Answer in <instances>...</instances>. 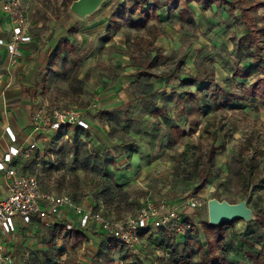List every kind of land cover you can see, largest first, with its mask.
Returning a JSON list of instances; mask_svg holds the SVG:
<instances>
[{"label":"rangeland","instance_id":"obj_1","mask_svg":"<svg viewBox=\"0 0 264 264\" xmlns=\"http://www.w3.org/2000/svg\"><path fill=\"white\" fill-rule=\"evenodd\" d=\"M132 1L105 0L92 15L81 17L71 10V0H21L36 37L22 44L15 63L9 57L15 81L5 85L3 74L9 71H1L0 100L9 103L0 104V114L7 122L21 124L19 134L27 138L25 128L30 131L38 124L37 111L41 110L42 122L54 109L81 112L88 128L66 124L55 130L42 125L45 128L38 130L40 135L32 137L38 148L28 150L21 145L22 153L17 157L20 171L38 176L48 191L71 193L83 207L105 210L118 219L136 217L147 203L156 204L160 198L179 204L185 198L199 197L203 204L194 210L185 208L184 214L196 222L204 243L210 197L234 202L248 197L250 206L264 215V94H246L248 86L264 73V39L261 37L260 51L253 47V56L246 50L239 54L234 40L248 28L240 21V9L232 11L226 4L203 10L193 2L189 22L174 12L168 19L163 15V20H150L143 29L130 27L126 17L114 23L113 13ZM252 12L261 26L264 7ZM1 14L11 22L4 29L9 38L12 19ZM152 46L162 48L152 70L165 75L146 80L158 90L153 98H134V72L156 55ZM192 76L202 80L182 84L184 78ZM210 80L211 87H204ZM217 84L226 92L215 95ZM186 90L197 94V108L192 110L193 102L187 101V114L175 103L177 94L186 98ZM226 96L231 101L221 105ZM163 104L165 114L155 115L152 109ZM192 120L199 121L194 132L190 129ZM0 121L5 120L0 117ZM176 125L185 130L178 142L169 131ZM78 139L112 163L93 159V167L81 168L74 150ZM210 148L216 153L214 175L205 188L196 191V167L206 161ZM239 156L255 166L248 191L239 181ZM108 184H119L114 187L113 198L104 194ZM247 222L261 221L231 220L224 226L225 230L234 227L235 242H230L239 250L241 242L254 244L252 237L243 236L236 228ZM31 225L22 226L15 235L3 233L4 252L10 254L12 264H107L108 239L100 228L92 227L88 240L75 243L64 233L60 236L55 224ZM163 237L161 229L150 232L146 244L143 237L148 264L166 260ZM179 238L176 241L180 244ZM119 256L120 250L112 253L113 260L121 264ZM193 257L195 261L201 259L198 252ZM166 262L174 264L171 259Z\"/></svg>","mask_w":264,"mask_h":264},{"label":"trees","instance_id":"obj_2","mask_svg":"<svg viewBox=\"0 0 264 264\" xmlns=\"http://www.w3.org/2000/svg\"><path fill=\"white\" fill-rule=\"evenodd\" d=\"M244 1H247L248 4L244 5ZM192 2H197L203 10L212 9L214 6H220L223 4L229 5L232 11H235L239 8L241 11L240 21L246 24L248 28L247 33L240 35L234 40L239 54L243 55V51L246 50L250 56H253L254 46H256V52L261 50L260 41L261 37L264 39V21L263 24L259 26L252 11L257 10L260 7H264V0H164L163 3H160L159 0H133L128 6L125 5L120 10L115 11L112 17L115 23L119 22L120 18L127 17L129 26L142 29L148 26L151 19L160 18V9L163 6H167L170 13L177 11L180 19L182 21H186L191 14L189 5ZM152 47L157 51V54L151 59L148 58L144 65L138 68L134 73V76L136 77V84H138L139 87L136 97L140 99L147 96L151 97L156 93V90L150 87L151 83L146 81L148 78H159L164 77L165 75L164 73H158L152 70V67L162 52V48L160 46ZM247 75V73L241 74V76ZM205 78L207 77L205 76L203 79ZM200 80H202L200 76L187 77L182 80V84L192 85L199 82ZM212 83L213 81L210 80V82L205 84L204 87H211ZM217 92H226V89L220 84H217L216 92H214V94L216 95ZM258 93L264 94V75L257 76L256 79L246 89V94L248 96H254ZM201 97H204L203 93L201 94ZM187 101L193 102L192 110L197 108V94L192 90H186V98H183L180 94H177L175 103L178 107L182 108V113L186 114L188 113L186 105ZM230 101L231 100L226 96L223 98L221 105L225 106ZM165 111V104H163L161 107L156 106L152 109V112L155 115L165 114ZM198 124V120H192V125L190 127L191 132L196 131ZM62 127H64V125ZM169 131L174 137V142H178L180 140L181 134L185 133L184 128L180 125L171 126ZM74 150L79 155L78 165L81 168L88 169L93 167L91 164L93 159L101 163H112V160L103 158L102 154L99 152L94 154L89 148L88 144L86 142H82V140H77V145L74 146ZM215 155V148H210L207 153L206 161L196 167V175L198 180L196 191H200L205 188L209 178L214 175ZM237 172L239 175L240 184L243 186L245 191H248L253 184L255 166L251 163V161L245 163L243 158L240 156L237 159ZM117 185L119 184H108L104 189V194L106 196H108L109 193L113 194L114 187ZM118 193L121 194L123 192L119 191ZM74 200L76 201L75 198ZM257 218L264 224V215L258 214ZM237 220L240 219H236L234 222ZM227 224H230V221H224L218 225H213L209 221L206 223L204 231L208 242V250H206L204 244L197 238L199 231L196 222L192 224L190 230L182 238V241L184 240V242H180L182 247L180 246L179 242L176 241V239L180 237L179 232L173 230V232L168 233L165 229H161L164 234V237L162 238V247L163 249H168L172 253L171 255H173L172 257H174L176 262H179L183 259L188 260L189 262L195 254L194 248H197L199 255L201 256L200 264H235L228 260L227 253L223 246V242L226 237V230L224 229V226ZM55 225H57V232L60 236H62L64 233L67 238H70L75 243L84 242L90 237V234L86 228L78 226L77 224H74L71 228H68L65 222L59 223L56 221ZM143 234L144 231L142 235ZM107 239L108 242L105 248L107 264H115V260L112 258V253L117 250H120V259L122 260L123 264H145L140 260H135L137 255L133 252V248L131 246L121 243L113 237H107ZM120 243L122 244L121 248L119 247ZM100 253L102 252L100 251ZM252 257L253 264H264V249L258 254H252Z\"/></svg>","mask_w":264,"mask_h":264},{"label":"built area","instance_id":"obj_3","mask_svg":"<svg viewBox=\"0 0 264 264\" xmlns=\"http://www.w3.org/2000/svg\"><path fill=\"white\" fill-rule=\"evenodd\" d=\"M6 13L12 19V35L7 38L0 36V49L6 46L11 62L15 63L22 44L31 42L36 34L29 28L26 11L21 0H5L0 6V14ZM1 76V70H0ZM43 111V110H42ZM38 124L49 125L58 130L63 125L72 124L88 128V120L75 109H54L48 120H42L41 110L36 112ZM10 143L7 150L0 155V171L7 179L8 195H0V264H12L9 253L4 252L2 233L11 234L18 225L29 226L36 220L40 224L53 226L61 215H69L70 209L77 215L81 227L91 228L92 224L99 226L107 237H113L119 242L131 247L141 244L142 233L148 229H165L168 233L176 230L181 237L190 230L192 221L184 214L185 208L196 209L203 204L201 198L191 196L179 204H172L168 199L161 198L156 204L147 203L136 217L118 219L108 216L102 209L90 210L84 208L74 198L66 193L56 194L42 188L41 181L36 175H26L13 162L21 148L15 145L19 140L12 126L5 127ZM1 144V141H0ZM38 148L37 142L30 143L26 149ZM72 224H68L71 228Z\"/></svg>","mask_w":264,"mask_h":264},{"label":"crops","instance_id":"obj_4","mask_svg":"<svg viewBox=\"0 0 264 264\" xmlns=\"http://www.w3.org/2000/svg\"><path fill=\"white\" fill-rule=\"evenodd\" d=\"M3 2H4V0H0V6L3 4ZM23 3H24V1H23ZM193 3V2H192ZM194 3H196L197 4V2H194ZM227 5V4H226ZM202 8V7H201ZM174 13V12H173ZM176 13H178L177 11H176ZM170 14H172V13H170L169 11H168V7L167 6H163L161 9H160V20H163L164 19V16L163 15H165V18L166 19H168L169 18V15ZM179 15V14H178ZM4 18H3V17ZM3 18V19H0V36H3V37H5L6 35H5V28L6 27H9V26H11V22H10V20H8L7 19V17L5 16V15H3V14H0V18ZM190 17H191V14H190V16H189V18L186 20V21H183V22H189L188 20L190 19ZM127 18V17H126ZM154 20H157V18H153ZM153 19H151V20H153ZM128 20V19H127ZM119 22H120V19H119ZM118 22V23H119ZM115 23V22H114ZM153 23V22H152ZM149 25V24H148ZM131 27V26H130ZM148 27V26H147ZM132 28H134V27H132ZM134 29H137V28H134ZM143 29V28H142ZM156 54H157V52H156ZM9 53H8V50H7V48H6V46H3V47H1V49H0V70L3 72H5V71H9L8 73H4L3 74V77H5L4 79H3V83H5V85H9L11 82H13V81H15V78L14 77H12L11 76V72L12 71H10V69H11V65L10 64H8V62H9ZM145 63V62H144ZM143 66V65H142ZM142 66H139L138 68H140V67H142ZM137 68V69H138ZM3 69V70H2ZM136 69V70H137ZM136 72V71H135ZM134 72V73H135ZM261 76L262 75H264V73H261L260 74ZM2 77V78H3ZM13 78V79H12ZM149 82V81H148ZM149 83H151V85H150V87H152L154 90H156V93H157V88L153 85V83L150 81ZM132 88H133V92H134V98H137L136 97V95H137V93H138V84H136V80H135V84H133L132 85ZM8 89V88H7ZM5 90L6 92H9L10 90L8 89V90ZM136 90H137V92H136ZM140 92V91H139ZM155 93V94H156ZM155 95H153V96H151V97H149V96H147V97H144V99L145 98H147V99H151V98H153ZM175 101H176V99H175ZM4 102H7V103H9V101L8 100H0V104H3ZM10 102H11V100H10ZM0 117L2 118V120H5L4 121V123H3V121H0V132H2V134L0 135V141H1V144H0V155H2L6 150H7V148H8V145H9V143H10V139L8 138V136H7V133L5 132V127L6 126H8V125H11L12 127H13V129L17 132V134H18V136H19V140H18V142H16L15 143V145H17V146H19V147H24L25 149H26V147L30 144V143H32V142H37L35 139H33L32 137H33V135L34 134H36V135H40V131L38 132V130L39 129H35L34 127H30L29 128V130L30 131H28V129H26L25 128V132H24V135H26L27 136V138L28 139H30L31 138V140L30 141H28L27 142V138H24V137H22L20 134H19V132L20 131H22L21 130V128H22V125L21 124H19V123H13V122H11V121H8L7 122V118H5V119H3L5 116H4V114H0ZM24 125H26L25 123H23ZM42 128H45V127H41L40 129H42ZM28 133H27V132ZM37 144H38V146H39V143L37 142ZM22 145V146H21ZM22 147V148H23ZM134 152H136V151H134ZM22 153V150L20 151V153L16 156V159H15V161L13 162V164H14V166H16L17 168H18V165H17V157L18 156H20V154ZM240 157V156H239ZM238 157V158H239ZM238 158H236V161H237V159ZM243 161H244V159H243ZM245 162V161H244ZM110 165V164H109ZM144 166H145V164H144ZM111 183H113V181L111 182ZM41 185H42V183H41ZM43 186V185H42ZM44 190H46V191H48L47 189H45L44 187H42ZM6 194V196H7V194H8V191H7V179H6V177H5V175H4V173L3 172H1L0 171V195L2 196V195H5ZM57 194V193H56ZM58 194H60V193H58ZM70 195L71 196H73L71 193H70ZM114 196H116V192H113V194H111V193H109V196H108V198L109 197H111V198H113ZM3 197V196H2ZM107 199V198H106ZM161 199V198H160ZM78 203H80V201H78V200H76ZM81 204V203H80ZM84 208H86V207H84ZM86 209H89V207L88 208H86ZM104 211V213L106 214V215H108V216H111L110 214H108L107 212H105V210H103ZM112 217V216H111ZM129 217H133V216H125L124 218H121V219H125V218H129ZM61 219V218H60ZM59 223H64L65 222V224L67 225V227H68V224H72V226L74 225V224H77L78 226H80L79 225V223H78V221H77V215H75L74 214V211H72L71 209H70V213H69V215H67L66 216V219H65V217L62 219V220H57ZM238 221V220H237ZM245 221V220H244ZM236 222V221H235ZM34 225H40V223H39V221H35V222H33V224L31 225V226H34ZM92 226L93 227H96V228H99V226H97V225H94V224H92ZM21 228H22V226L21 225H18L17 227H16V229H15V231L13 232V233H11V235H15L16 234V232H17V230H21ZM238 230V232L239 233H241L243 236L245 235H247V236H249V237H252L251 239L254 241V244H252V245H250V244H248V243H246L245 241V243H242L241 242V244H240V249L241 250H239L238 248H236V246L232 243V242H230V241H234L235 240V233H233L232 234V232H234V227H231L230 229H228V230H226V233L228 234V236L226 235V237H225V240H224V242H223V246H224V249H225V251H226V253H227V256H228V260L230 261V262H233V263H235V264H253V257H252V254H258V253H260L263 249H264V224L263 223H261V222H259L258 224L257 223H255V224H251V222H247V224H243V225H241L239 228L238 227H236ZM91 229H92V227L91 228H86V230L88 231V232H91ZM153 231H154V229H148V230H146V231H144V234L142 235V237H144V243H145V237L146 236H148L149 234H150V232H152L153 233ZM201 233L202 232H200L199 231V234L197 235V238H198V240L199 241H202V240H204V238H202L201 237ZM232 236H233V238H232ZM5 234H3L2 233V240H3V243L5 244ZM229 237V238H228ZM182 238L183 237H181V239L179 238V240L178 241H180V240H182ZM205 242L203 243L204 244V246L206 247V250H208V242H207V238L205 237ZM228 241V242H227ZM147 242V241H146ZM180 242H184V240L183 241H180ZM203 242V241H202ZM235 242V241H234ZM146 244V243H145ZM5 247H6V244H5ZM133 248V252L137 255V257H135V260H140L141 262H144L145 264H148V262L145 260V253H144V248H145V245L143 246L142 244H140V245H138V246H134V247H132ZM146 249V248H145ZM195 249V252L194 253H197L198 252V250H197V248H194ZM236 249H238V250H236ZM166 252V255H167V257H166V260H164V259H162L161 260V264H165V263H167L166 261L167 260H170L171 259V261H173L174 262V264H200V261H201V259L199 258V260H194L193 258L194 257H192L191 259H190V261L188 262V260H185V259H183V260H180L179 262H176L175 260H174V258L172 259V253L168 250V249H164V253ZM199 253V252H198ZM144 256V257H143ZM119 261L121 262V264H123L122 263V260L120 259V256H119ZM118 262V260L117 259H115V264H118L117 263Z\"/></svg>","mask_w":264,"mask_h":264},{"label":"water","instance_id":"obj_5","mask_svg":"<svg viewBox=\"0 0 264 264\" xmlns=\"http://www.w3.org/2000/svg\"><path fill=\"white\" fill-rule=\"evenodd\" d=\"M105 0H72L70 8L81 17H87L96 12ZM209 222L218 225L224 221L243 219L252 221L258 217V212L249 204V198L231 201L217 196L208 199Z\"/></svg>","mask_w":264,"mask_h":264}]
</instances>
